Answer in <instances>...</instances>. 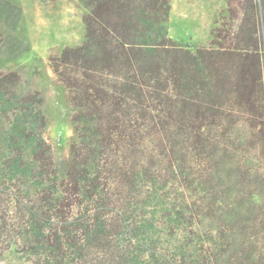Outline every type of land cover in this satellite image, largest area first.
Instances as JSON below:
<instances>
[{"label": "trees", "instance_id": "1", "mask_svg": "<svg viewBox=\"0 0 264 264\" xmlns=\"http://www.w3.org/2000/svg\"><path fill=\"white\" fill-rule=\"evenodd\" d=\"M78 1L88 11L85 41L52 60L73 109L67 160L57 163L44 139L41 94L8 96L0 81V111L11 108L14 117L0 135V179L11 180L25 212L29 258L186 264L183 248L169 257L151 236L152 223L138 221L141 189L154 178L150 145L160 127L184 129L192 140L223 124L216 60L224 53L172 40L169 0ZM257 64L262 80L258 56Z\"/></svg>", "mask_w": 264, "mask_h": 264}, {"label": "rangeland", "instance_id": "2", "mask_svg": "<svg viewBox=\"0 0 264 264\" xmlns=\"http://www.w3.org/2000/svg\"><path fill=\"white\" fill-rule=\"evenodd\" d=\"M169 1L172 40L193 52L224 53L216 69L227 114L200 139H187L177 127L156 131L154 178L141 189L138 221L152 223L151 236L169 257L183 248V263L264 264V0ZM87 13L78 0H0L3 90L41 94L43 136L59 164L70 154L73 109L52 60L84 43ZM12 112L0 111V135ZM11 183L0 179V264H37Z\"/></svg>", "mask_w": 264, "mask_h": 264}]
</instances>
